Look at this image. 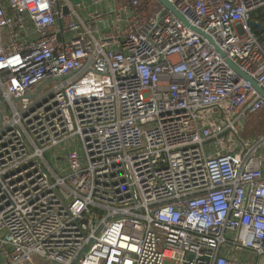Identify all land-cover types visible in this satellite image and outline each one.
<instances>
[{
	"label": "built area",
	"instance_id": "built-area-1",
	"mask_svg": "<svg viewBox=\"0 0 264 264\" xmlns=\"http://www.w3.org/2000/svg\"><path fill=\"white\" fill-rule=\"evenodd\" d=\"M165 1L0 0V264H264V0Z\"/></svg>",
	"mask_w": 264,
	"mask_h": 264
},
{
	"label": "rangeland",
	"instance_id": "rangeland-1",
	"mask_svg": "<svg viewBox=\"0 0 264 264\" xmlns=\"http://www.w3.org/2000/svg\"><path fill=\"white\" fill-rule=\"evenodd\" d=\"M262 17L260 15H256V20L260 21ZM261 29H264V22L261 25ZM264 35V34H263ZM46 86H43V89ZM258 135H264V109L258 113L249 115L244 123V131L241 133L242 139H248L251 137H256ZM78 144L75 146L74 149H77ZM47 162L49 163L50 167L58 173L56 166L60 167L63 166V162L61 161V157L53 156L51 158L50 154L47 153L45 155ZM61 161V162H60Z\"/></svg>",
	"mask_w": 264,
	"mask_h": 264
},
{
	"label": "water",
	"instance_id": "water-1",
	"mask_svg": "<svg viewBox=\"0 0 264 264\" xmlns=\"http://www.w3.org/2000/svg\"><path fill=\"white\" fill-rule=\"evenodd\" d=\"M158 2L167 10L171 11L175 17L185 26H187L191 31L195 32L196 34L200 35L202 38L206 39L209 43L213 44L211 39L203 34L200 30L193 28L191 26L188 25V23L185 21V19L180 15V13L169 3H167L165 0H158ZM64 13H66V10H64ZM254 28H258V24H252ZM220 55L222 57H224L223 54L220 53ZM225 62L227 63V65L240 77H242L244 80L248 81L250 83V85L253 87V89L258 93V95L264 100V91L259 88L257 86V84L255 83V81L249 77H247L246 75H244L239 68L237 67V65H235L234 63H232L230 60L226 59ZM1 108V105H0ZM2 119V115L0 112V122Z\"/></svg>",
	"mask_w": 264,
	"mask_h": 264
},
{
	"label": "trees",
	"instance_id": "trees-1",
	"mask_svg": "<svg viewBox=\"0 0 264 264\" xmlns=\"http://www.w3.org/2000/svg\"><path fill=\"white\" fill-rule=\"evenodd\" d=\"M252 31L255 33V35L259 38V40H262L264 38V33L261 32L260 29L254 28L251 24Z\"/></svg>",
	"mask_w": 264,
	"mask_h": 264
},
{
	"label": "crops",
	"instance_id": "crops-1",
	"mask_svg": "<svg viewBox=\"0 0 264 264\" xmlns=\"http://www.w3.org/2000/svg\"><path fill=\"white\" fill-rule=\"evenodd\" d=\"M9 13H11L10 11H8Z\"/></svg>",
	"mask_w": 264,
	"mask_h": 264
}]
</instances>
